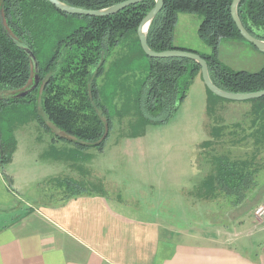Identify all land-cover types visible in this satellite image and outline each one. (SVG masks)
Listing matches in <instances>:
<instances>
[{"label":"trees","instance_id":"16d2710c","mask_svg":"<svg viewBox=\"0 0 264 264\" xmlns=\"http://www.w3.org/2000/svg\"><path fill=\"white\" fill-rule=\"evenodd\" d=\"M59 1L75 8L98 11L128 0ZM232 2L164 0L162 11L149 29V48L154 52L184 50L174 45L178 14H199L203 18L199 35L211 50L210 55L200 56L208 64L214 85L235 94L263 91L264 65L257 73L233 71L219 58L225 40L245 41L233 21ZM154 6L155 0H145L116 15L93 18L64 14L48 0H0V97L19 94L32 86V60L17 44L30 49L36 56L41 81L26 98L0 100V168L11 163L17 149L16 129L8 118L9 108L37 100L41 104L40 123L46 124L47 128L52 126L62 134L63 138L56 140L66 139L80 149L104 151L111 123L101 103L96 78L103 70L109 52L129 34L136 37L146 56L138 28ZM238 14L245 29L264 41V0H244ZM147 58L149 73L139 97L142 120L149 124L164 123L187 98L192 81L201 74V67L188 59ZM245 103L252 105L248 120L244 125H235L230 136L234 147L245 141V149L251 146L252 152L244 160L234 152L210 156L213 168L204 188L209 193H220L235 203L234 208L240 205L242 209L254 200L248 199L249 192L260 187V196L264 195L259 184L258 162V156L264 153V98ZM227 136L222 129L213 130L212 140L206 144L213 147L215 138L223 142V137ZM69 185L74 192L70 197L84 194V187L74 182Z\"/></svg>","mask_w":264,"mask_h":264},{"label":"rangeland","instance_id":"374dc122","mask_svg":"<svg viewBox=\"0 0 264 264\" xmlns=\"http://www.w3.org/2000/svg\"><path fill=\"white\" fill-rule=\"evenodd\" d=\"M202 21L199 14L179 13L174 45L199 55H210L209 46L199 35ZM219 58L233 71L257 73L264 65V54L240 40H225ZM148 73L149 60L132 34L107 55L96 78L101 103L111 123L104 151L80 149L73 143L56 140L62 134L40 123L38 100L10 107L8 118L16 129L18 154L30 156L37 172L22 170L19 180L9 173L11 165L0 168L9 192L28 205L53 204L74 194L68 189L70 182H74L84 187L85 193L105 195L114 203L120 200L123 210L137 213L142 219L149 214L154 219L185 218L186 223L192 221L203 228L206 218H215L220 224L240 216L236 220L241 221L231 227L232 231L243 232L240 224L251 219L249 209L264 201V195L260 196L258 191L260 187L248 193V199L254 200L243 209L240 205L234 208L235 203L230 199L204 188L213 168L210 156L235 153L244 160L252 152L251 146L245 149V141L234 147L230 136L235 125H244L248 120L252 105L214 98L199 74L171 119L159 124L145 123L139 97ZM221 129L228 135L223 137L224 141L215 138V145L207 146L213 130ZM64 158L72 163V172L68 170L67 174V166L60 164ZM258 162L259 184L264 189V153L258 156ZM60 172L64 173L58 175ZM7 192L0 185V208L13 202Z\"/></svg>","mask_w":264,"mask_h":264},{"label":"crops","instance_id":"0c3cea01","mask_svg":"<svg viewBox=\"0 0 264 264\" xmlns=\"http://www.w3.org/2000/svg\"><path fill=\"white\" fill-rule=\"evenodd\" d=\"M68 161L60 163L66 174L72 172ZM9 165L13 179L21 180L22 170L37 172L18 149ZM0 185L13 200L0 208V264H264V220L254 216L263 200L249 209L252 217L238 233L231 225L240 216L220 224L206 218L201 228L185 218L142 219L98 193L28 205L9 192L1 174Z\"/></svg>","mask_w":264,"mask_h":264},{"label":"water","instance_id":"95a60500","mask_svg":"<svg viewBox=\"0 0 264 264\" xmlns=\"http://www.w3.org/2000/svg\"><path fill=\"white\" fill-rule=\"evenodd\" d=\"M145 0H128L124 3L112 6L107 9L98 10V11H91V10H85L81 8H75L72 6H69L59 0H48V2L53 5L57 10L60 12L70 15V16H85V17H93V18H104L109 17L118 14L119 12L125 10L126 8L130 6H134L137 4L142 3ZM244 0H233L232 6H231V15L233 18V21L235 25L237 26L242 38L250 45L255 47L259 52L264 54V41H260L253 37L244 27L239 14H238V8L241 5V3ZM164 7V0H155V6L154 8L149 12V14L143 19L141 22L139 28H138V37L140 40V44L142 47V50L146 54L147 57L153 58V59H171V58H179V59H188L193 62H196L201 67V74L204 81L205 86L207 89L216 97L231 101V102H248L251 100L261 99L264 98V90L260 92L255 93H248V94H235V93H229L225 92L218 87L214 85V83L211 80L210 74H209V68L208 64L205 59H203L199 54L195 52L185 51V50H170L165 52H154L152 51L148 46V33L151 25L153 24L156 17L160 14ZM32 60L33 64V82L32 86L26 89L23 92H20L19 94H13V95H7L4 97H0V100H20L23 98H26L28 95H30L32 92H34L39 84H40V66L39 62L34 55V53L19 44H17Z\"/></svg>","mask_w":264,"mask_h":264},{"label":"built area","instance_id":"2783aa9c","mask_svg":"<svg viewBox=\"0 0 264 264\" xmlns=\"http://www.w3.org/2000/svg\"><path fill=\"white\" fill-rule=\"evenodd\" d=\"M257 220H264V203L260 204L254 211Z\"/></svg>","mask_w":264,"mask_h":264}]
</instances>
